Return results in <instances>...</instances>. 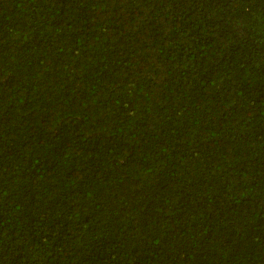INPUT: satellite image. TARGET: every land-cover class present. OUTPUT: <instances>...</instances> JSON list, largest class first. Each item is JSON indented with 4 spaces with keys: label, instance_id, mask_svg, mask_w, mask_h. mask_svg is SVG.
<instances>
[{
    "label": "trees",
    "instance_id": "1",
    "mask_svg": "<svg viewBox=\"0 0 264 264\" xmlns=\"http://www.w3.org/2000/svg\"><path fill=\"white\" fill-rule=\"evenodd\" d=\"M0 264H264V0H0Z\"/></svg>",
    "mask_w": 264,
    "mask_h": 264
}]
</instances>
